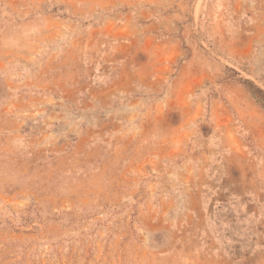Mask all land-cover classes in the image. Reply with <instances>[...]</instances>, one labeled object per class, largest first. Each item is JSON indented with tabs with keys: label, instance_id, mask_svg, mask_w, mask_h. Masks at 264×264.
Here are the masks:
<instances>
[{
	"label": "rangeland",
	"instance_id": "374dc122",
	"mask_svg": "<svg viewBox=\"0 0 264 264\" xmlns=\"http://www.w3.org/2000/svg\"><path fill=\"white\" fill-rule=\"evenodd\" d=\"M263 97L264 0H0V264H264Z\"/></svg>",
	"mask_w": 264,
	"mask_h": 264
},
{
	"label": "trees",
	"instance_id": "16d2710c",
	"mask_svg": "<svg viewBox=\"0 0 264 264\" xmlns=\"http://www.w3.org/2000/svg\"><path fill=\"white\" fill-rule=\"evenodd\" d=\"M257 93H258L259 95H261V96L263 95V93H262L260 90H258ZM263 98H264V97H263Z\"/></svg>",
	"mask_w": 264,
	"mask_h": 264
}]
</instances>
